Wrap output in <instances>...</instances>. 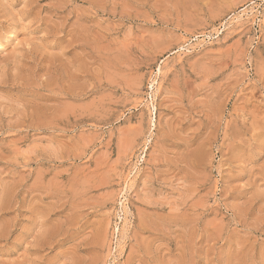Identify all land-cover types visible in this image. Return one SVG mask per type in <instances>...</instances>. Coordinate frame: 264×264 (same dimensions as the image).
I'll return each instance as SVG.
<instances>
[{"label": "rangeland", "instance_id": "1", "mask_svg": "<svg viewBox=\"0 0 264 264\" xmlns=\"http://www.w3.org/2000/svg\"><path fill=\"white\" fill-rule=\"evenodd\" d=\"M0 264H264V0H0Z\"/></svg>", "mask_w": 264, "mask_h": 264}]
</instances>
